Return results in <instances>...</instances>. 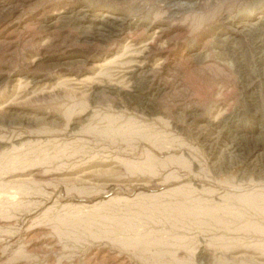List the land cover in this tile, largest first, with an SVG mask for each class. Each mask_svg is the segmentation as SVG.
Returning a JSON list of instances; mask_svg holds the SVG:
<instances>
[{"label":"rangeland","instance_id":"374dc122","mask_svg":"<svg viewBox=\"0 0 264 264\" xmlns=\"http://www.w3.org/2000/svg\"><path fill=\"white\" fill-rule=\"evenodd\" d=\"M262 12L0 0V264H264Z\"/></svg>","mask_w":264,"mask_h":264},{"label":"bare ground","instance_id":"6f19581e","mask_svg":"<svg viewBox=\"0 0 264 264\" xmlns=\"http://www.w3.org/2000/svg\"><path fill=\"white\" fill-rule=\"evenodd\" d=\"M187 4V3H186ZM108 17H110V16H108ZM107 18V17H106ZM112 18V17H111ZM257 21H255V26L256 25H260L262 22H264V12H262L261 14H259L258 16H257ZM112 20H117V21H119V19L118 18H116V17H114V18H112ZM110 21V20H109ZM113 22H115V21H113ZM243 26V25H242ZM245 26V25H244ZM149 46V45H148ZM196 134V133H195ZM210 134V133H209ZM212 134V133H211ZM216 134V133H215ZM208 137V136H207ZM218 136H214V138H217ZM209 138V137H208ZM208 138H206L205 137V145H207L208 147L209 146H211L212 145V139L213 138H211V139H208ZM224 146V145H223ZM228 146V145H227ZM214 147V146H213ZM233 147H234V145H233ZM210 148V147H209ZM232 149L230 148V146H229V148H227L226 147V149L225 150H223V151H221V153H220V157H222V160H223V163L226 161V162H230V159H231V153H233L232 151H231ZM209 153V152H208ZM235 155V154H234ZM237 155V154H236ZM241 156V155H240ZM257 156V155H256ZM244 160V159H243ZM218 161V160H217ZM247 163V162H246ZM216 164H217V162H214V165L216 166ZM219 164V163H218ZM222 164V163H221ZM219 167V166H218ZM215 170H217V172H218V169H215ZM220 170V169H219ZM255 170V169H254ZM245 175V174H244ZM263 198V197H262ZM263 201V200H262Z\"/></svg>","mask_w":264,"mask_h":264}]
</instances>
